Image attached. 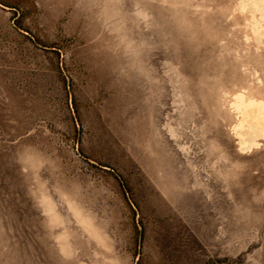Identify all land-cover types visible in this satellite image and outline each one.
Masks as SVG:
<instances>
[{
	"label": "rangeland",
	"instance_id": "obj_1",
	"mask_svg": "<svg viewBox=\"0 0 264 264\" xmlns=\"http://www.w3.org/2000/svg\"><path fill=\"white\" fill-rule=\"evenodd\" d=\"M257 113L264 0H0V264H264Z\"/></svg>",
	"mask_w": 264,
	"mask_h": 264
},
{
	"label": "bare ground",
	"instance_id": "obj_2",
	"mask_svg": "<svg viewBox=\"0 0 264 264\" xmlns=\"http://www.w3.org/2000/svg\"><path fill=\"white\" fill-rule=\"evenodd\" d=\"M237 98H238V97H237ZM239 104H240V103H239ZM240 108H241V107H240ZM253 109H255V108L253 107ZM253 109H252V110H253ZM256 109H257V108H256ZM256 112H257V111H256ZM253 114H254V113H253ZM258 115H259V114L257 113V114L252 115V116H254V118L257 119V120H259V119H258L259 116H264V115H261V114H260L259 116H258ZM255 116H257V118H256ZM254 118H253V119H254ZM260 118H261V117H260ZM244 120H245V119H244ZM244 120H243V121H244ZM260 120H261V119H260ZM262 120H264V117H263ZM241 121H242V120H241ZM245 121H246V120H245ZM248 121H249V120H248ZM251 121H252V120H251ZM251 121H250V122H251ZM250 122H249V123H250ZM259 122H261V121H259ZM262 122H263V121H262ZM243 124H245V123L243 122ZM243 124H241V126H242V131L244 132L243 135L241 134L242 136H244V135H245V132L249 129V128H248L247 130L244 131V129H245V127H246L247 124L244 125V126H245L244 129H243ZM252 124H253V122H252ZM248 125H249V124H248ZM250 125H251V124H250ZM250 125H249V126H250ZM239 127H240V125H239ZM247 127H248V126H247ZM247 127H246V128H247ZM263 127H264V126H263ZM257 128H258V127H257ZM259 128H260V127H259ZM251 130H252V129H251ZM255 130H256V129H255ZM258 130H259V129H258ZM237 131H238V130H237ZM259 131H260V130H259ZM249 132H250V130H249ZM249 132H247V133L250 134V136H252V137H251L252 139H251L250 136L248 135L249 138H245V139H247V140L244 139L245 141H247V142H245V143H246L245 146H248V143H249L251 140H255V141H256V137H255V136H254L255 138L253 137V134H254V133H252V131H251V133H249ZM237 133H238V132H237ZM237 133H236V134H237ZM239 133H242V132L240 131ZM239 133H238V134H239ZM241 135H239V136H241ZM246 135H247V134H246ZM248 136H247V137H248ZM245 137H246V136H245ZM237 138H238V137H237ZM239 139H240V137H239ZM250 139H251V140H250ZM244 140H243V141H244ZM248 140H249V142H248ZM239 142H241V139H240ZM251 142H252V141H251ZM242 143L244 144V142H242ZM252 143H255V144H256L257 141H256V142L253 141ZM252 143H249V145H250V144L252 145ZM243 144H242V145H243ZM256 145H258V144H256ZM253 146H254V144H253ZM243 147H244V146H243ZM243 147H242L241 149H243ZM249 147H251V146H248V148H249ZM244 148H245V147H244ZM243 150H244V149H243Z\"/></svg>",
	"mask_w": 264,
	"mask_h": 264
},
{
	"label": "snow or ice",
	"instance_id": "obj_3",
	"mask_svg": "<svg viewBox=\"0 0 264 264\" xmlns=\"http://www.w3.org/2000/svg\"><path fill=\"white\" fill-rule=\"evenodd\" d=\"M256 147H257V148H259V147H260V145H257Z\"/></svg>",
	"mask_w": 264,
	"mask_h": 264
}]
</instances>
